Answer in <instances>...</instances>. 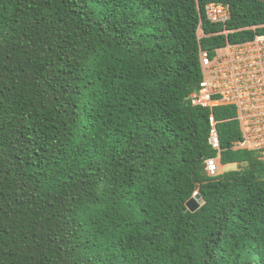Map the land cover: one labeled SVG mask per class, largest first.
Segmentation results:
<instances>
[{
  "label": "trees",
  "instance_id": "16d2710c",
  "mask_svg": "<svg viewBox=\"0 0 264 264\" xmlns=\"http://www.w3.org/2000/svg\"><path fill=\"white\" fill-rule=\"evenodd\" d=\"M252 26L264 0H0V264H264L262 153L217 107L239 168L210 177L211 112L190 101L201 48Z\"/></svg>",
  "mask_w": 264,
  "mask_h": 264
},
{
  "label": "built area",
  "instance_id": "2783aa9c",
  "mask_svg": "<svg viewBox=\"0 0 264 264\" xmlns=\"http://www.w3.org/2000/svg\"><path fill=\"white\" fill-rule=\"evenodd\" d=\"M207 21L225 25L230 20V9L221 3H211L206 7ZM262 26L245 28L255 32L254 39L240 42H227L223 48L211 52L200 50L203 79L197 91L190 96L195 107L210 109V132L208 143L216 152L215 157L205 160L206 171L210 177L222 174L221 138L219 121L215 109L221 106L234 107L240 123L243 139L236 143L234 149H245L262 153L264 161V34L258 33ZM232 31L225 29L228 35ZM201 26L198 40L205 37Z\"/></svg>",
  "mask_w": 264,
  "mask_h": 264
},
{
  "label": "water",
  "instance_id": "95a60500",
  "mask_svg": "<svg viewBox=\"0 0 264 264\" xmlns=\"http://www.w3.org/2000/svg\"><path fill=\"white\" fill-rule=\"evenodd\" d=\"M203 202L204 201L201 195L197 193L187 202V208L192 212H196L197 210L200 209Z\"/></svg>",
  "mask_w": 264,
  "mask_h": 264
},
{
  "label": "rangeland",
  "instance_id": "374dc122",
  "mask_svg": "<svg viewBox=\"0 0 264 264\" xmlns=\"http://www.w3.org/2000/svg\"><path fill=\"white\" fill-rule=\"evenodd\" d=\"M238 168L239 167L235 164L224 166V167L219 166V170L222 172V174L229 172V171H232V170H237Z\"/></svg>",
  "mask_w": 264,
  "mask_h": 264
},
{
  "label": "crops",
  "instance_id": "0c3cea01",
  "mask_svg": "<svg viewBox=\"0 0 264 264\" xmlns=\"http://www.w3.org/2000/svg\"><path fill=\"white\" fill-rule=\"evenodd\" d=\"M224 166H228V165H222V167H224Z\"/></svg>",
  "mask_w": 264,
  "mask_h": 264
}]
</instances>
